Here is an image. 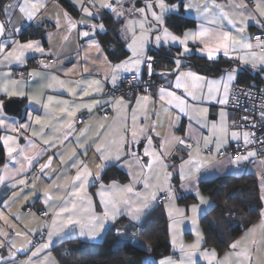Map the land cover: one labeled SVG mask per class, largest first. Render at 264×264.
I'll return each instance as SVG.
<instances>
[{"label":"snow or ice","instance_id":"1","mask_svg":"<svg viewBox=\"0 0 264 264\" xmlns=\"http://www.w3.org/2000/svg\"><path fill=\"white\" fill-rule=\"evenodd\" d=\"M74 2L82 13L79 21H74L67 12L63 13L66 23L61 24L59 15L55 18L56 29H63L64 46L74 30L78 41H84L76 46L77 64L63 71L68 79L56 71L58 58L49 59L47 63L41 59L39 64L44 71L28 73V78L35 81L33 88L27 87L23 74L17 80L12 78L11 71L0 72V130L4 132L0 143L8 161L18 165L10 167L5 163L0 174V185L10 192L0 200V222L12 228V232L0 228V249L5 250V254L0 255V264H57L52 256L54 241L97 239L122 216L139 222L153 208L160 193H164L168 201L171 245L179 256H165L158 264H197L198 255L207 264H264V206L258 210L259 222L232 241L223 257L215 249L201 247L204 237L197 227L200 206L208 204L197 187L202 171L225 163L239 166L250 159L264 169V159H258V151L251 147L260 144L264 149V94L260 96L258 107L253 104L251 109L244 108L240 96L233 90L241 68L224 69L219 78H210L186 64V58L195 51L210 62H216L222 54L238 65L264 72V0H252V7L246 0H227V3L143 0L139 7L138 0ZM182 9L187 14L194 11L199 23L195 29L176 34L169 26V17H180ZM105 10L121 25L115 31L122 41V59L115 50L111 53L115 59L110 58L97 38L108 31L103 23ZM0 17V67L10 69L13 64L24 65L29 53L58 57L51 49L46 51L40 40L22 39L24 23L40 27L48 18L46 0H8L0 4ZM249 20L259 26L261 35H245ZM46 36L51 44L53 33L47 32ZM149 45L168 51L175 48L171 57L174 67L157 73L155 58L148 54ZM75 75L80 78L72 79ZM145 75H157L161 82L154 87L152 80H144ZM124 80L128 81L130 92L141 94L127 99L126 94L105 96L108 85L117 90ZM49 91L66 92L71 99L46 95ZM244 95L255 99L251 91ZM12 98L28 100L24 122L5 114V100ZM205 102L225 107L231 102L233 107L251 111L253 116H239L230 123L228 112L222 107L219 121H209ZM99 110L104 111L96 115ZM82 111L89 114L91 123L78 115ZM257 113L258 120L254 119ZM182 116L189 121L186 137L173 132ZM165 117L168 133L161 136L157 129L164 126ZM237 120L246 123L239 124ZM258 126L261 135L254 131ZM242 128L253 131L241 132ZM202 130H207V134ZM21 138L25 140L24 145L20 144ZM230 141L237 143L236 154L225 157ZM53 149L57 151L40 163ZM177 149L187 155V159L181 157L178 168L180 187L195 191L199 199V204L194 203L187 210L190 216L175 205L177 194L171 181L176 167L166 162ZM90 151L94 152L97 162L95 172L89 167L92 161L87 159ZM217 157L224 159L217 160ZM54 159L59 160L58 169L52 167ZM36 164L39 174L33 173L30 181L27 173ZM110 166L126 169L128 181L104 183L103 173ZM44 180L48 183L39 192L36 186ZM96 185L99 186L95 193L99 205L88 191L90 186ZM30 196L44 205L40 215L45 219L35 228L24 223L25 218L35 219L34 213L25 216L11 212L12 205L21 200L31 203ZM260 200L264 201V195ZM98 206L102 211H97ZM14 221L23 224L25 231H15ZM185 221L191 222L196 235L191 244H185L180 238ZM17 239L22 241L19 246ZM145 247L149 253L153 251ZM20 253L24 254V259L19 258ZM147 264L155 262L149 258Z\"/></svg>","mask_w":264,"mask_h":264},{"label":"crops","instance_id":"2","mask_svg":"<svg viewBox=\"0 0 264 264\" xmlns=\"http://www.w3.org/2000/svg\"><path fill=\"white\" fill-rule=\"evenodd\" d=\"M65 1L68 2L75 9L74 13L72 11H70L66 5H64L62 0H46L48 18L43 21L42 26L37 27L35 24L29 25L28 23H24L23 26H22L21 32L23 34L24 29L27 26H30V28H31L30 31L31 32L34 31L37 28L38 31L40 33H42V36H43L44 39L42 40L39 37H32V38H27V39L40 40L42 42V44H43V46H44L46 51L51 49L53 52H56L58 54V57H51L52 59H57L58 58L59 61H60L56 65V71L59 74H61L62 78L68 79V77L63 76V71L65 69H71L73 67V65L77 64L76 46H77V43L84 44V41L83 40H79L78 41L77 32L74 30L71 33V38H70V41L68 42V44L66 46L63 45V41H62L63 29L58 31L56 29V26H55V18L57 17V15H59L60 18H61V24L66 23V21L63 19V13L64 12H67L69 14V16H71L73 18L74 21H79L82 18V13H81V11H80V9L78 7V4L76 2H74V0H65ZM170 2H171V0H170ZM217 2H219V3H227V0H217ZM246 2L249 3L250 7H252V0H246ZM142 3H143V0H138L137 6L138 7L142 6ZM181 13L184 16L193 19L195 21V25L192 26V27L184 28L181 32H175L170 27L171 30H173L176 34H180L186 29H195L197 27L198 23H199V21L196 19V14H195L194 11L191 12V14H187L186 10L182 9ZM106 14L112 16V14L110 12H108L107 10H105V12H104V15H106ZM0 19H2V17H0ZM103 23L105 24L104 20H103ZM105 26H106V24H105ZM78 28H82V26L78 25ZM258 28H259V26L254 21L249 20L247 22V28H246L245 35L252 36V33L255 32L256 30H258ZM47 32L53 33L51 44L49 43L48 38L46 36ZM97 38L99 39V36ZM27 39H24V40H27ZM253 42H255V41H253ZM102 46H103V44H102ZM155 49L157 50V48H155L153 45H149L148 46V54L152 55V51L155 50ZM159 49H161V48H159ZM107 50H108V54H109L110 58L115 59L111 55L112 51L115 50L114 46L110 45L109 49H107ZM192 55L200 56L199 53H196L195 51L193 52ZM40 56H41L40 54L29 53L28 57H27L26 64H24V65L13 64V65H11L10 69L9 68L0 67V72L11 71L12 78L19 80V79H21V76L18 75V71L19 70H23L24 71L23 78H24V80L26 82L27 87L28 88H33V87L36 86L35 85V81L28 78V73L33 71V70H36L38 72H43L44 71L41 67L37 66L36 61H35L36 58H38ZM221 57H223L225 59H229L227 57H224L222 54H220L218 59L221 58ZM119 58L122 59L123 56H119ZM173 67H174V65H173ZM240 67L248 69L254 75H258L259 78L261 80H263V85H260V86H264V72H261V71H258V70H253V69H251L248 66L240 65ZM171 68H167V66H165V69H163V70L171 69ZM163 70H160V71L158 70V71L161 72ZM191 70L196 71L193 68H191ZM155 71H157V70H155ZM198 73H200V72H198ZM200 74H202V73H200ZM221 74L216 75V76H209V75H207V76H209L210 78H212V77L219 78L221 76ZM202 75H205V74H202ZM71 78L75 80V79H79L80 76L79 75H75V76H72ZM237 82H238V76H237V79L234 82V84L237 83ZM111 89H112L111 85H108L106 87L105 96L113 95L111 93V91H110ZM47 94L58 95V96H60L61 98H64V99H71V97H69L66 92H51V91H49V92L46 93V95ZM140 94L141 93H137L135 95H140ZM0 98H2V97H0ZM125 98L127 99L128 97H125ZM12 99H19V98H12ZM6 101H8V100L6 99L5 103H6ZM21 102H22V105H21V112L22 113H21V116H19V117L14 116V115L6 112L5 109H4L5 114L10 119L14 118V119L20 120L21 122H24V120L26 119V108L28 107L29 102H28L27 99H23V100H21ZM133 103H134V101H133ZM204 106L208 107V109H209V113H208L209 121H217V122L219 121V118H220L219 117V113H220L222 107H224L225 110L228 112V120H229V122L231 123V121L233 120V113L228 108V106H226V107L225 106H221V105L216 104L215 102H205ZM34 107H38V106H34ZM108 110L110 111V109H108ZM103 111L104 110H99L95 114L96 115H101ZM130 111L131 110L129 109V112ZM41 114H42V112H41ZM81 114H88V113L86 111H82L78 115H81ZM142 120H143V118L141 117V122H142ZM87 122L91 123L92 121L90 120V118H88ZM129 122H130V120H129ZM188 123H189L188 118L186 116H182L178 126L175 129H173L174 134L176 136L186 137ZM78 127H83V126H79L78 125ZM157 130L160 132L161 136L167 135L168 126H167V118L166 117H165V121H164V126L161 127V128H158ZM202 131H204V133L207 134V130H202ZM240 131L243 132V130H240ZM3 134H4V132L2 130H0V135H3ZM28 135H30V133H28ZM241 143H242V140H241ZM20 144L21 145L25 144V140L23 138L20 139ZM234 144H237V143L235 141H230L229 145L227 146V148L225 150V157L235 156L234 154H230L228 152V150ZM53 151H57V150L56 149L50 150L48 153H46L42 157V159L39 162L40 163L45 162L47 160V158H48V155L52 154ZM181 157H183L184 159H187L186 152L179 151V149H177L176 154L170 156L169 159L166 162L171 164V165H174L176 167V172H175V174L173 176V179L171 181L172 185L174 186V188L176 190V194H177V199L175 201V205H176V207H178L180 209H185L186 210V214L188 216H190L191 212L187 211V210L190 208V206L192 204H194V203L195 204H199V199L196 197L195 191L184 190V189H181V187H180V183L181 182L179 180L178 168H179V165L181 164ZM87 159L92 161V163L89 164V167L92 169L93 172H95L96 171V163L97 162L95 161V154H94L93 151H90L88 153ZM216 159L217 160H221V159H224V157H217ZM258 159H260V158L258 157ZM5 163H9L10 167H17L18 166L14 162L8 161L6 153H5V161L0 167V174H3L2 170H3V166H4ZM52 167L53 168H57V169L60 167V163H59L58 159H54ZM115 170H118L121 174H124L125 179H121V177L116 174L113 177H111V179L104 180L103 181L104 183L107 184L111 180H118L121 183H126L128 181L129 177L127 176V170L124 169V168L110 166L103 173V176H104L105 173H107V172L108 173H112ZM172 170H173L172 168H169V171H172ZM33 173L39 174L38 173V164L34 165V168L27 173L30 181L33 178ZM244 174L253 175L255 177L259 196L261 197V195H264V191H262V185H264V169H262L258 165V163L254 162L252 159H250L249 161H246V162H242L239 166L231 165V164H227V163H225L222 166L218 165L215 168H208L207 170L202 171V173L200 174V178H199L197 187L199 188L200 194L204 197L205 200L208 201V204L200 206V212L198 214L197 227H198L199 231L202 233V235L204 237V243L201 245L202 248H206V249H209V250L215 249L212 246L206 245V231L204 230V226H203L202 220L205 217L206 218L208 217V215L211 213L213 208L218 204V200L213 198V197H211V196H208V195L204 194L201 191V189H200V183L202 181L212 180L214 178H218V177H222V176H227V175L242 176ZM47 183H48V181L44 180L43 183L37 184V186H36L37 190L39 192H42L43 188L46 186ZM98 187H99L98 185L90 186L89 189H88L89 194L92 195L93 200H94V202L97 205H99V197L96 196L95 193L97 192ZM6 194L10 195L9 190L5 186L0 185V200L4 199ZM163 194L164 193H160L159 196H158V199ZM183 196H185L184 198H188L189 197V199L187 201H182V197ZM158 199H157V202L154 204L153 208L139 222H131L130 218L127 217V216H122V217L119 218V222L116 223L115 226H117V227H119L121 229H126V231L119 232L120 243H123V241H125L126 239L131 238V233L128 232V230H129V228L131 226L139 228L143 223H145L146 221L150 220L151 218L164 217L166 219V221H167L168 239H169L170 247H171V252L168 255H166V256L172 255L174 257H178L179 256V252H178V250H174L173 249V247L171 245V237H170V234H169L168 226H169V222L170 221H169V217H168V210L166 208V205H167L168 201H167V199H165L163 203H159ZM29 201H31V203L25 202L24 200H21L19 203L13 204L12 207H11V212L12 213L21 212V213L25 214V216H27V214L29 212L34 213L35 214V219L25 218L24 219V223H27L29 228H35L38 223H40L43 219H45L44 217H42L40 215V212H42V210L44 208V205L42 204V202L40 200H38L34 196H30L29 197ZM262 206H264V201H262ZM97 211L98 212L102 211V207L98 206L97 207ZM258 222H259V216L253 222H251L238 237H236L235 239L230 240L229 244L232 241H234L236 239H239L245 233L247 228L251 227L252 225L257 224ZM13 223L16 224L15 231H20V232L25 231V229L23 227V224H21L20 222H17V221H14ZM110 227H111V225H109V228ZM0 228H2L5 231L12 232V228L4 226L3 222H0ZM192 229H193V226H192L190 221H185V223L182 225V232H181V237L180 238L182 239V241L185 244H191V243H193L196 240V235H195V233L193 232ZM216 229H217V233L219 234V237H223L224 238L223 227L217 224ZM105 233H106V231L104 233H102L100 237H98L97 239H94V240L87 239V238H75V239H72V240H81L83 242H90V243L100 242L103 239ZM133 240L135 241V243L144 246V244L142 242H140L138 239H133ZM16 243H17V246H19L22 243V241L17 239ZM60 243L61 242H59V241H54L53 246H52V256L55 258L57 264H61V262L59 261L58 257L54 253L53 249H54L55 246H57ZM215 250H216V252L218 253V255L220 257H223L229 251V248L227 247L222 253H219L217 251V249H215ZM3 254H5V250L4 249H0V255H3ZM18 256H19L20 259H24L25 258L23 253L18 254ZM196 259H197V264H207V261L201 259L199 255L197 256Z\"/></svg>","mask_w":264,"mask_h":264},{"label":"trees","instance_id":"3","mask_svg":"<svg viewBox=\"0 0 264 264\" xmlns=\"http://www.w3.org/2000/svg\"><path fill=\"white\" fill-rule=\"evenodd\" d=\"M6 2L8 0H0V4ZM62 2L70 11L75 12V9L68 2L65 0H62ZM103 20L108 31L107 34L99 35L100 42L106 49L113 45L117 56H123L121 52L122 41L119 40L118 33L115 31L120 27V24L115 23L113 17L108 14L104 15ZM173 25L175 26L173 27ZM194 25L195 21L182 13L180 17L175 15L169 17V26L175 32H181L184 28ZM30 29V26L24 29L23 39L32 37L44 39L37 28L32 32ZM175 51L174 48L171 51L165 48L153 50V57L159 60L155 70H163L165 66L167 68L173 67L171 57ZM186 64L209 76L219 75L222 73L221 70L224 69L239 67L242 69L238 73L239 83L263 85V80L258 75L252 74L248 69L240 67L236 62L223 57L217 59L216 62H210L206 58L192 55L186 58ZM155 77L160 79L157 75ZM4 161L5 152L0 143V167ZM116 174L121 179H125L124 174L115 170L112 173H105L104 180H109ZM200 189L204 194L218 200V204L208 217L202 220V223L206 231V245L212 246L219 253H222L228 247L229 241L238 237L259 216L258 210L262 207V201L258 193L256 179L249 174L242 176L227 175L202 181ZM184 197H182V201L189 199V197ZM217 224L223 227L224 238L219 237L216 229ZM117 229L121 228L111 226L100 242L90 243L81 240H70L58 244L53 251L61 264H142V262L147 264L149 258L155 264H158L161 258L171 252L167 221L164 217L151 218L139 228L131 226L128 230L131 233V238L126 239L123 243H120V235ZM133 239H138L144 246L135 243ZM145 246L150 247L153 251L149 253Z\"/></svg>","mask_w":264,"mask_h":264},{"label":"built area","instance_id":"4","mask_svg":"<svg viewBox=\"0 0 264 264\" xmlns=\"http://www.w3.org/2000/svg\"><path fill=\"white\" fill-rule=\"evenodd\" d=\"M261 32H262V30L260 28H258V30H256L255 32L252 33V36L261 35ZM41 59H44L45 60V63H47L48 60L49 59H52V58L51 57L50 58H45V57H42V56L36 58L35 61H36V64H37L38 67H41V65L39 64V61ZM155 61H156V63L154 64V68H156V66L159 63V60L157 58H155ZM21 74H23V76H24V71L23 70H19L18 71V75L21 76ZM144 80H146V81L147 80H152L154 82V85H153L154 87L158 83L161 82L160 79H158V78L155 77V75L152 76V77H148L147 75H145L144 76ZM141 87H143V85H141ZM129 89H130V85H129L128 81L127 80H124V81L121 82V84H120V86H119V88L117 90L111 89L110 91H111L112 94H114L116 96H119L121 94H126L125 97L133 96V95H135L137 93H140L139 91L130 92ZM233 90L236 91L238 93V95L240 96V103H241V105H243L244 108H249V109H251L253 107V104H255L258 107L259 106V103H260V96L262 94H264L261 91V90H264V86H258L256 84H242V83L237 82V83L234 84ZM248 91H251V92H253L255 94V99L254 100L244 95V93H246ZM228 108L233 113V119H236L237 117L243 116V115L253 116V113L251 111L245 112L240 107H233L232 104H231V102L228 105ZM80 116L85 121H87L88 118H89V115L88 114H81ZM254 119H257L258 120V113L254 117ZM237 123H239V124H245L246 122L245 121H241V120H237ZM79 126H83V125H79ZM240 130H243V131H245V130L253 131V129H244V128H242ZM254 131H256L258 135H261L262 134L261 133V129L259 128V126L256 129H254ZM241 145H242V143H241ZM251 147H254L258 151L259 158L260 159H264V149H262V146L260 144H254ZM236 149H237V144H234L228 150V152L230 154H234L235 155L236 154ZM165 199L166 198H165V196L163 194V195H161L159 197L158 201H159V203H163Z\"/></svg>","mask_w":264,"mask_h":264},{"label":"water","instance_id":"5","mask_svg":"<svg viewBox=\"0 0 264 264\" xmlns=\"http://www.w3.org/2000/svg\"><path fill=\"white\" fill-rule=\"evenodd\" d=\"M21 105L22 102L19 99H12L8 100L5 103V111L14 115V116H21Z\"/></svg>","mask_w":264,"mask_h":264},{"label":"rangeland","instance_id":"6","mask_svg":"<svg viewBox=\"0 0 264 264\" xmlns=\"http://www.w3.org/2000/svg\"><path fill=\"white\" fill-rule=\"evenodd\" d=\"M41 213V212H40Z\"/></svg>","mask_w":264,"mask_h":264}]
</instances>
